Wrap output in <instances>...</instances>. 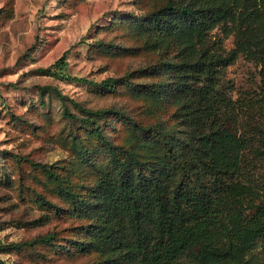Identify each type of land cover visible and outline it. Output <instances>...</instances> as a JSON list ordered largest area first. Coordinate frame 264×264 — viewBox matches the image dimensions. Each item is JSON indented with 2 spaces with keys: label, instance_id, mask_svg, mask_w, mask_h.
I'll return each mask as SVG.
<instances>
[{
  "label": "rangeland",
  "instance_id": "obj_1",
  "mask_svg": "<svg viewBox=\"0 0 264 264\" xmlns=\"http://www.w3.org/2000/svg\"><path fill=\"white\" fill-rule=\"evenodd\" d=\"M168 1L183 0H0V264H108L111 222L122 219L108 217L105 183L117 168L95 127L65 110L114 109L94 119L132 170V156L143 168L163 158L159 141L139 125L161 123L181 142L192 137L171 91L175 64L186 57L153 18ZM211 33L221 35L217 27ZM62 55L70 78L39 69H60L53 64ZM258 70L239 55L224 71L228 93L255 98ZM108 77L116 79L112 88L98 84ZM239 174L264 182L255 140ZM259 194L256 202L264 189ZM48 232L51 243L17 245ZM197 248L185 245L170 264H187Z\"/></svg>",
  "mask_w": 264,
  "mask_h": 264
},
{
  "label": "trees",
  "instance_id": "obj_2",
  "mask_svg": "<svg viewBox=\"0 0 264 264\" xmlns=\"http://www.w3.org/2000/svg\"><path fill=\"white\" fill-rule=\"evenodd\" d=\"M153 18L186 57L175 64L178 79L171 91L192 137L181 142L175 130L161 123L139 125L159 141L163 158L143 168L132 156V170L94 119L114 109H87L84 115L64 111L95 127L117 168L105 183L108 217L122 219L111 222L108 264H170L190 244L198 248L187 264H264V199L255 201L264 182L259 186L239 174L250 141L258 142V154L264 157V0L168 1L154 10ZM215 27L218 38L211 33ZM228 37L232 45L226 48ZM239 55L258 64L255 98H233L223 81L227 66ZM53 65L60 69H39L70 78L61 70L67 65L63 55ZM115 82L108 77L98 84L112 88ZM44 171L59 179L52 170ZM52 239L48 232L17 245Z\"/></svg>",
  "mask_w": 264,
  "mask_h": 264
}]
</instances>
